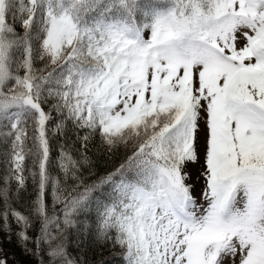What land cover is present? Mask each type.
<instances>
[{"label":"snow or ice","instance_id":"snow-or-ice-1","mask_svg":"<svg viewBox=\"0 0 264 264\" xmlns=\"http://www.w3.org/2000/svg\"><path fill=\"white\" fill-rule=\"evenodd\" d=\"M0 235V264H264V0H0Z\"/></svg>","mask_w":264,"mask_h":264},{"label":"trees","instance_id":"trees-1","mask_svg":"<svg viewBox=\"0 0 264 264\" xmlns=\"http://www.w3.org/2000/svg\"><path fill=\"white\" fill-rule=\"evenodd\" d=\"M122 157L121 156H117L114 159L108 160L107 164L109 167L116 165L118 166L119 163L121 162ZM101 163L103 164L104 161H101ZM29 190H31V182L29 181ZM0 246H3L6 250L10 251V252H15L16 254V259L20 260L21 259V253L19 251V249L14 248V246L11 243H8L3 235H0ZM24 264H29L28 261H25Z\"/></svg>","mask_w":264,"mask_h":264}]
</instances>
